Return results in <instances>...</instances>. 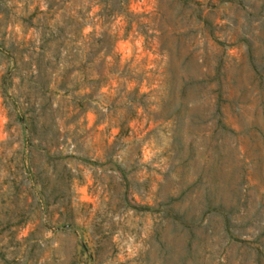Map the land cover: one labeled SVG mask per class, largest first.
<instances>
[{
    "label": "rangeland",
    "instance_id": "1",
    "mask_svg": "<svg viewBox=\"0 0 264 264\" xmlns=\"http://www.w3.org/2000/svg\"><path fill=\"white\" fill-rule=\"evenodd\" d=\"M124 9L0 0V264H264V0ZM99 45L140 79L120 134L93 111L113 80L54 93L115 76Z\"/></svg>",
    "mask_w": 264,
    "mask_h": 264
},
{
    "label": "trees",
    "instance_id": "2",
    "mask_svg": "<svg viewBox=\"0 0 264 264\" xmlns=\"http://www.w3.org/2000/svg\"><path fill=\"white\" fill-rule=\"evenodd\" d=\"M117 3L124 6V10H120L118 14L122 17H124V22L130 23L127 14H126V4L127 0H116ZM101 5V4H100ZM105 6V2L102 3V6L100 8H103ZM105 33H99V35L89 42V46L93 45L94 41H97L100 43L102 41V36H104ZM91 36V32L86 33L83 38ZM98 47L101 48V56L100 59L102 62H104V67L106 68L107 72L110 74H115V76H105L106 74H103L101 72L96 73V77L93 80V83L85 84V86H77V82L74 81V77H69L71 70H69L66 67H62V69L58 72H56L53 79L54 84V93L61 92L62 94H68L69 95V106L71 110H74V108H79L81 110L87 109V103L89 100L92 99L93 92L96 90V88H99L101 85L105 84H111V81L113 80L115 82L114 86H110L111 91L107 94V103L105 106V110L102 112L98 110L96 107L94 108V113L99 116V114H103L106 119L112 120V123L114 126L118 127L117 134L123 133L127 130L126 127L123 126L124 121L120 120V117L118 116V111H114V101L118 99H125V102L127 105L125 106V109L128 111L132 110V105L135 103V99H137L138 90L136 86L133 87H127V83L129 81H135L136 83L140 81L139 78H135L132 75L129 74H122L121 70H119L120 66H123L119 62V58L116 55L115 52H113L112 46L110 48V45H99ZM103 49V50H102ZM106 58H108L106 60ZM88 60V59H86ZM64 63V62H62ZM84 64L81 62V65L78 67H74V69H81L83 68ZM69 77V78H68ZM95 83V86H94ZM95 87V88H94ZM132 94L129 96V94ZM33 126V124H31Z\"/></svg>",
    "mask_w": 264,
    "mask_h": 264
}]
</instances>
